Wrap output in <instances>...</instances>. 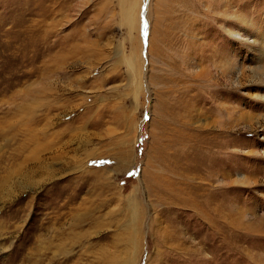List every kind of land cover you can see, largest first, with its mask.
Here are the masks:
<instances>
[{
  "label": "rangeland",
  "instance_id": "374dc122",
  "mask_svg": "<svg viewBox=\"0 0 264 264\" xmlns=\"http://www.w3.org/2000/svg\"><path fill=\"white\" fill-rule=\"evenodd\" d=\"M261 45L264 0H0V264H264Z\"/></svg>",
  "mask_w": 264,
  "mask_h": 264
},
{
  "label": "bare ground",
  "instance_id": "6f19581e",
  "mask_svg": "<svg viewBox=\"0 0 264 264\" xmlns=\"http://www.w3.org/2000/svg\"><path fill=\"white\" fill-rule=\"evenodd\" d=\"M226 3V2H225ZM229 5H228V3H226L225 4V7H228ZM238 37H240L239 35H237ZM132 45L131 46H134V47H136V43L134 42V44L133 43H131ZM262 46V49L264 48V45H261ZM123 60V63H124V59H122ZM127 60H128V58H127ZM118 62H120V61H118ZM257 74V73H256ZM259 75V74H258ZM262 75H263V77H264V70L262 69ZM262 77V78H263ZM261 78V77H260ZM228 124V123H227ZM224 125V124H223ZM226 125V124H225ZM193 153V152H192ZM187 160V159H186ZM61 220V217L59 216V217H57L56 219H55V223H52L50 226H52L51 227V232H52V234H53V236L56 238L57 237V240H59V239H61L63 236H64V231H63V226L62 227H60V231L59 232H56L55 231V229H54V227L58 224V221H60ZM63 224V223H62ZM247 226V225H246ZM245 227V226H244ZM247 227H249V226H247ZM42 228V227H41ZM49 230V226L48 227H46V231H45V233H50V230ZM48 264H50V261L48 262ZM57 264H64L63 262H58Z\"/></svg>",
  "mask_w": 264,
  "mask_h": 264
}]
</instances>
